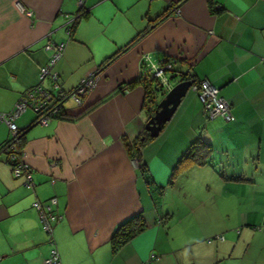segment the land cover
<instances>
[{
  "label": "crops",
  "instance_id": "1",
  "mask_svg": "<svg viewBox=\"0 0 264 264\" xmlns=\"http://www.w3.org/2000/svg\"><path fill=\"white\" fill-rule=\"evenodd\" d=\"M82 10L69 32L77 0H0V112L41 84L64 91L70 117L43 124L27 107L14 119L31 183L0 150V264H264V0H84ZM58 42L57 80L41 81L45 45ZM165 63L163 90L206 78L231 118L210 117L189 86L149 136L145 87ZM91 75L77 103L69 93ZM12 135L0 120V148ZM156 165L189 182L157 183ZM52 198L44 229L34 204ZM139 213L145 228L112 251L117 224Z\"/></svg>",
  "mask_w": 264,
  "mask_h": 264
},
{
  "label": "built area",
  "instance_id": "2",
  "mask_svg": "<svg viewBox=\"0 0 264 264\" xmlns=\"http://www.w3.org/2000/svg\"><path fill=\"white\" fill-rule=\"evenodd\" d=\"M84 0H77V5L79 8L83 7ZM73 21V20H72ZM72 21L70 26L72 25ZM68 27V29L70 28ZM64 43H48L45 45L46 49L51 50L49 56V61L44 66L39 69V79L42 81L45 77H50L52 80L56 81L58 74L56 71H52L53 65L56 63L61 55ZM151 77H155L159 82L167 84L164 77V71L171 69V63H165L162 66L152 65ZM97 77L91 75L82 78L80 83L75 87L69 96L72 97L74 101L80 103L79 96L83 94L87 89L92 87L96 83ZM57 86V83L54 87ZM196 91L197 97L202 104L203 108L210 117L220 116L224 119H230V105L229 103L219 95L218 88L214 86L208 79L200 78L195 80L190 86ZM66 97L64 91L59 90L56 93H52L45 89L41 84H37L26 91H24L19 99L15 102L12 109L8 112H0V120H3L10 128L13 134L17 132V126L14 123V119L23 112L27 107H31L36 113V121L39 123H47L52 117L58 115L60 111H63L61 101ZM9 159H16V162L12 166V171L15 176L25 175V183L30 185L31 175L29 171V166L15 153L8 154ZM55 202V198L51 199V203L46 204L44 207L40 203L36 202L34 205L41 212L43 228L49 229L50 221L55 218L51 204ZM58 256L55 249L51 251V255L44 260L45 263L57 261Z\"/></svg>",
  "mask_w": 264,
  "mask_h": 264
},
{
  "label": "trees",
  "instance_id": "3",
  "mask_svg": "<svg viewBox=\"0 0 264 264\" xmlns=\"http://www.w3.org/2000/svg\"><path fill=\"white\" fill-rule=\"evenodd\" d=\"M84 13H85V10H82V7L79 8V12L76 18L74 19L72 25L70 26L69 32L72 31L74 25L77 23L78 17L82 16ZM193 82H195V80H193ZM163 85L164 84L159 82L157 78L151 77L145 87V93H146V98H147L145 107H146V111L149 116L153 113V110L155 109L156 104L159 101L158 100L159 98L157 99V96H155V92L161 91L160 96L166 93V91L163 90L164 88ZM63 113L64 111H60L58 115L55 117H60L64 119L70 118L68 116L67 117L63 116L65 114ZM19 133L20 131L18 130L14 135L9 137L0 148L1 152L5 153L6 160L10 163L11 167L16 162L17 158L14 160L9 159L8 154L15 153L17 156L21 155V151L18 148L19 146L17 145L19 143L18 138L22 137V136H19ZM127 149H128L129 155L133 159H135L140 165L138 148H136V146L133 147V145L130 146L127 144ZM192 149H194V146L193 147L191 146V151H188V152L191 153L193 151ZM145 226H146V223L141 213L132 215L124 219L123 221H121L119 224H117V226L115 227V229L113 230L109 238L112 251H116L120 246H122L127 241H129L131 238H133L136 234L141 232L145 228Z\"/></svg>",
  "mask_w": 264,
  "mask_h": 264
},
{
  "label": "water",
  "instance_id": "4",
  "mask_svg": "<svg viewBox=\"0 0 264 264\" xmlns=\"http://www.w3.org/2000/svg\"><path fill=\"white\" fill-rule=\"evenodd\" d=\"M192 83V79H182L169 88L159 99L153 113L145 123V129L148 131L149 136L153 137L158 134L164 123L170 119L181 97Z\"/></svg>",
  "mask_w": 264,
  "mask_h": 264
},
{
  "label": "rangeland",
  "instance_id": "5",
  "mask_svg": "<svg viewBox=\"0 0 264 264\" xmlns=\"http://www.w3.org/2000/svg\"><path fill=\"white\" fill-rule=\"evenodd\" d=\"M30 111L31 110L29 109L28 112H30ZM168 140L169 141H172L170 139H168ZM158 163H161L162 165H165L162 160L158 161ZM157 166L158 165L154 166V170L155 171H151L152 174H153V176H154V178L156 179L157 183H161L162 185L165 186L168 182H169V185H172L173 182H174V185H178L179 183L180 184H182V183H186L187 184L189 182L188 181V175H187V173H184L183 172V174L180 177H179V175H177L174 178L175 175L174 176L173 175L171 176L172 173H171V169L170 168L167 171L163 167H161V166H158L157 167ZM182 171H196V169H190V168L188 169V167H186V169L185 170H182ZM174 172L175 171H173V174H174ZM199 177H201V176H199ZM168 179L171 180V181H168ZM170 201H171L170 192H167V194L165 196V202L166 203H169Z\"/></svg>",
  "mask_w": 264,
  "mask_h": 264
}]
</instances>
